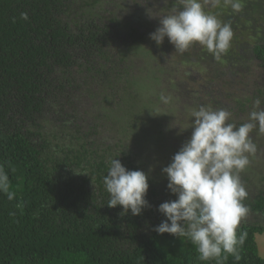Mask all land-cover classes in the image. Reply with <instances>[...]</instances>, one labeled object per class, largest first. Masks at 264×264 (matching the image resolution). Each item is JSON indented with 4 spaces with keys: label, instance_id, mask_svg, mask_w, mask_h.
<instances>
[{
    "label": "trees",
    "instance_id": "1",
    "mask_svg": "<svg viewBox=\"0 0 264 264\" xmlns=\"http://www.w3.org/2000/svg\"><path fill=\"white\" fill-rule=\"evenodd\" d=\"M120 1L0 0V168L15 193L9 200L0 192V264H217L200 260L187 237L153 230L166 219L158 206L177 197L155 181L146 158L150 146H164L160 118L175 113L180 95L181 125L201 105L227 110L237 127L264 110L259 75L240 83L255 67L264 72V0H242L240 12L223 3L205 9L234 33L219 60L199 43L181 54L168 38L159 46L150 39L160 18L147 8L167 14L175 0ZM196 68L216 87L211 98L204 95L212 101L201 103ZM162 85L167 104L157 95ZM82 94L94 96L95 106L82 109L79 123ZM100 129L109 137L101 138ZM251 133L257 150L239 173L251 219L246 215L236 230L237 237L247 233L244 244L221 264H264L257 243L264 234V171L252 165L255 158L264 165V133L258 125ZM113 158L148 175L150 207L140 215L121 216L122 206L107 205L103 177Z\"/></svg>",
    "mask_w": 264,
    "mask_h": 264
},
{
    "label": "clouds",
    "instance_id": "2",
    "mask_svg": "<svg viewBox=\"0 0 264 264\" xmlns=\"http://www.w3.org/2000/svg\"><path fill=\"white\" fill-rule=\"evenodd\" d=\"M222 3L234 12L243 9L242 0H175L169 13H149L160 18V26L149 34L150 39L159 46L167 37L181 54L199 43L219 60L228 52L234 33L230 24L218 18V13L205 9L219 8ZM21 18L27 20V13H21ZM160 100L164 104L169 102L163 95ZM260 103V99L255 101L257 106ZM191 115L195 118L191 122V137L162 168L168 180L167 189L177 198L158 206L166 219L153 230L187 237L200 260H216L221 264L226 254H234L237 246L244 244L247 236L246 232L239 237L236 233L249 211L243 203L248 193L239 173L250 163L248 154L257 150L249 134L257 125L264 133V110L250 112L249 121L238 127L228 122L231 113L225 109L201 105ZM103 183L109 194L107 205L122 206L121 216L129 210L132 215H140L144 208L150 207L145 198L149 183L144 171L128 170L113 158ZM0 192L9 200L15 197L3 168H0Z\"/></svg>",
    "mask_w": 264,
    "mask_h": 264
},
{
    "label": "rangeland",
    "instance_id": "3",
    "mask_svg": "<svg viewBox=\"0 0 264 264\" xmlns=\"http://www.w3.org/2000/svg\"><path fill=\"white\" fill-rule=\"evenodd\" d=\"M111 2L114 3V1H111ZM147 9H148V13L149 12H152L154 10V14L155 15L159 14L158 13V9H157V5L155 7L153 6V7L147 8ZM128 12H131L130 8H129ZM124 37H127V36L125 35ZM165 39H167V37H165ZM119 42H121V41H119ZM168 42H169V40H168ZM169 47L173 48L174 45L169 42ZM162 48L163 47H161V49ZM170 53L171 52H169L167 55H165L163 57V59L160 60V62L165 61L166 60L165 57H169L170 56ZM246 59L252 60L250 57H246ZM140 64L141 63H139L137 66L140 67ZM196 71H197V74H200L201 77L203 78V80H199L197 83L194 84V88L196 86H197V88L202 87L201 94L200 95L203 96V99H201V103H205L206 101L207 102L208 101H212V100H208L204 95L207 92H208V94L210 92H214V90H216V87H213L212 84H210L209 82H206V79L204 78V75H205V72H204L205 70L204 69L202 70L200 68L199 69L196 68ZM250 74H251V76H249V74L244 75V78H243V80L240 83L241 84H244L245 81H249L251 83H254L256 81L255 78L258 75H259L258 78L261 79L260 83L264 81V72H262L258 68L255 67ZM178 81L181 82V80H178ZM182 81L185 83L184 85H182V87L186 89L187 88V85H188L186 82L187 81L188 82H191V78H190V76H186V77L182 78ZM237 84H238V82L234 83L233 86L236 88ZM263 85H264V82H263ZM157 89H158L157 90V95L158 96L159 95H163V96L166 95V94L162 93L163 92L162 91L163 85L162 86H159V88H157ZM94 90H96V89L95 88L93 89V95H95ZM180 92H182V88H180L178 90V94L179 95H180ZM188 92H189V90H188ZM82 95L84 97L83 98H80V100L78 102V103H80L78 105V107L81 108V109H78V116L80 118L79 119V123L81 121L82 116H85L83 110H87V112H91V110L95 106L94 105V100H93V97L94 96L92 98H90L86 94H82ZM209 98H211L210 94H209ZM185 102L186 101H184V98L180 95L174 101V104H175V106H174L175 107V113L173 112L174 114L173 113H171V115L169 114L170 116H168L166 118H163L164 120H162L160 118L161 126H162V129L164 130V133H165V136H166V139L165 140H166L167 143L164 142V146L163 145L159 146L158 144H153V147L150 146L149 149H148V151L149 152H153V153H150L149 156L147 155L148 157L146 158L147 161H148V164H145V167L146 168H149L150 167L149 168V172H151L152 174H154L155 181L156 182H159L160 184H162V187L165 186L166 188H167L168 180H167L166 175H164L162 173V168L165 167V166H167V164H169V162H171V159H172L173 155L180 149V147L182 146V144L184 142H186L191 137V134H192V131H193V128L191 126V122L192 121H187L185 124H182V125L179 124V119H180L181 116L178 115V114H180V111L182 110L183 105H184ZM167 107H168V105H167ZM176 108H177V110H176ZM210 108L211 109L213 108L212 105H210ZM167 109H169V108H167ZM231 119H232L233 122H238L239 121L236 117H232V118L229 117V121ZM248 120H249V118H248ZM158 121H159V119H157L155 123H157ZM159 129H161V128L158 127V130ZM100 131H103V133L100 136L101 138H104V137L107 138V137H109L107 131L105 132L102 129H100ZM152 135L155 137L157 134H156V132H154ZM249 135H250V138L252 139V142H253L254 137L256 135L254 136V134H252V133L249 134ZM260 136L262 137L263 135H260ZM255 139H256V137H255ZM161 147H163V149H161ZM136 153H138V154L141 153L140 149L138 150V152L136 151ZM249 158H250V156H249ZM252 162H253L252 165L254 164L253 165L254 167L258 165V170H260V172L261 171L262 172L264 171V169H263L264 168V165L260 164L257 158H255L254 161H252ZM260 165H261V167H260ZM247 216H248V218L251 219V215H250V217H249V215H247ZM263 223H264V220H263ZM257 243H258L260 255L264 257V234H260V235L257 236Z\"/></svg>",
    "mask_w": 264,
    "mask_h": 264
}]
</instances>
